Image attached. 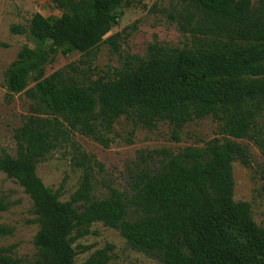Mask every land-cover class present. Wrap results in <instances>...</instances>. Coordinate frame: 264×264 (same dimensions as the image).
Returning <instances> with one entry per match:
<instances>
[{
  "label": "trees",
  "instance_id": "obj_1",
  "mask_svg": "<svg viewBox=\"0 0 264 264\" xmlns=\"http://www.w3.org/2000/svg\"><path fill=\"white\" fill-rule=\"evenodd\" d=\"M123 1H68L59 18L35 13L27 27L10 26L12 34L28 36L35 47L19 49L4 74L6 89L9 96L24 92L32 103L31 113L14 130V154L0 151V172L32 201L39 225L34 264H75L73 243L97 222L162 264H264V228L253 220L248 202L234 201L232 175L233 161L250 162L237 139L264 148V137L253 133L256 117L264 113V0L255 5L251 0H177L164 12L190 37L185 46L151 45L147 59L87 83L65 80L61 71L45 76L54 55L87 54L99 45L117 23L114 12ZM120 116L129 127L128 143L135 130H153L159 122L167 123L178 141L187 122L206 116L218 123L221 136L177 153L139 150L129 190L108 187L98 198L88 155L72 137L78 133L107 147L116 138L106 134ZM67 144L79 153L83 174L62 201L36 168ZM7 207L0 198V210ZM8 233L0 226V234ZM112 250L106 244L81 264H107ZM20 262L0 248V264Z\"/></svg>",
  "mask_w": 264,
  "mask_h": 264
},
{
  "label": "rangeland",
  "instance_id": "obj_2",
  "mask_svg": "<svg viewBox=\"0 0 264 264\" xmlns=\"http://www.w3.org/2000/svg\"><path fill=\"white\" fill-rule=\"evenodd\" d=\"M68 1L79 0H0V151L4 149L14 154V130L31 113L32 103L24 92L9 96L6 89L4 74L19 49L24 45L35 47L28 36L12 34L10 26L20 24L27 27L35 13L59 18L67 9ZM176 1L124 0L114 12L117 23L112 24L99 45L87 54L73 51L67 55H54L45 66V76L61 71L65 80L87 83L99 76L111 77L117 69L134 66L137 59H147L151 45L185 46L191 41L190 37L182 33L164 12V9L173 7ZM257 2L251 0L252 5ZM71 64H74L72 69L68 68ZM34 84V81L30 82L29 87ZM128 131L127 122L120 116L106 134L116 138L107 147L78 133L73 135V141L88 155L95 197L105 196L108 187L129 190L132 162L139 150L164 148L177 153L185 147L202 146L206 141L221 136L218 123L211 116L187 122L179 133L178 141L171 138L170 128L163 122H159L153 130L138 128L131 135L130 143L125 140ZM253 133L264 137V113L256 117ZM236 141L246 146L250 162H232L233 199L248 202L253 220L264 228V148L246 139ZM77 162H81L79 153L67 144L41 160L36 173L46 187L59 191V199L64 201L79 186L83 167ZM0 198L8 206L6 210H0V226L10 230L8 234H0V248L19 258L20 264H34L38 256L34 237L39 225L34 220L30 197L17 182L0 172ZM90 230V234L72 245L77 252L75 264H81L92 252L106 244L113 245L112 258L107 264H162L155 257L131 249L114 228L97 222L91 225ZM80 246L87 249L81 251Z\"/></svg>",
  "mask_w": 264,
  "mask_h": 264
}]
</instances>
